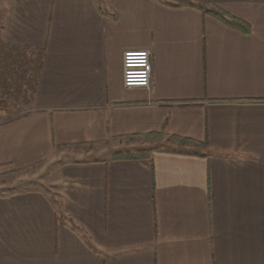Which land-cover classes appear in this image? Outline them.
Returning a JSON list of instances; mask_svg holds the SVG:
<instances>
[{
  "label": "crops",
  "instance_id": "crops-1",
  "mask_svg": "<svg viewBox=\"0 0 264 264\" xmlns=\"http://www.w3.org/2000/svg\"><path fill=\"white\" fill-rule=\"evenodd\" d=\"M100 1L0 10L1 41L43 52L0 120V175L50 163L59 184L0 195V264H264V0ZM126 51H149L148 88L123 87Z\"/></svg>",
  "mask_w": 264,
  "mask_h": 264
},
{
  "label": "trees",
  "instance_id": "trees-1",
  "mask_svg": "<svg viewBox=\"0 0 264 264\" xmlns=\"http://www.w3.org/2000/svg\"><path fill=\"white\" fill-rule=\"evenodd\" d=\"M189 4L192 5L191 3ZM200 8L204 13L211 15L217 21L221 22L222 24L228 27H231L243 33H247L249 31L248 24H246L241 19L229 15L227 12L217 7H210V8L200 7ZM42 56H43V52L41 50L31 51L26 48L22 49L15 45L6 44L0 40V98L1 99L10 98L14 100L17 98L18 95L23 94L26 103H32L36 94V87H37L38 76L41 68ZM16 117H18V115H16L13 119H16ZM152 136L155 138V135H151V134L141 137H129V138L145 140L151 138ZM168 141H171L175 146L181 149L182 148L193 149L192 152H194L195 154L197 153L198 149L200 148L202 149L203 147H205V145L202 143H198L196 141L187 138H181L176 136H169ZM85 147L89 148L90 146L85 145ZM146 153L147 151L117 152L111 157V159L112 160L140 159L143 157H148ZM39 165H41V163L34 165L31 168L11 171L4 175H0V184L11 182L15 180L17 177L29 171L34 170Z\"/></svg>",
  "mask_w": 264,
  "mask_h": 264
},
{
  "label": "rangeland",
  "instance_id": "rangeland-1",
  "mask_svg": "<svg viewBox=\"0 0 264 264\" xmlns=\"http://www.w3.org/2000/svg\"><path fill=\"white\" fill-rule=\"evenodd\" d=\"M169 2H175V0H168ZM99 4L101 1L98 0ZM4 8V0H0V10ZM1 19V18H0ZM4 99V100H3ZM24 100L25 98L23 94L17 96L16 99L10 98H0L1 101H5L7 104L5 107H12L17 108L16 101ZM9 102V104H8ZM22 106H19L18 110L7 111L6 109H0V120L6 119L13 115H23V112L26 108L23 107L22 111H19ZM161 146H166V142L164 139L159 140L154 144V148H160ZM58 173L56 166L48 163L44 165L37 166L34 170L25 173L22 176L17 177L13 182L5 183L3 186L0 187V195L8 194L16 191L21 190H39L43 192L47 197L53 200L55 197L57 198L59 194V186H58Z\"/></svg>",
  "mask_w": 264,
  "mask_h": 264
},
{
  "label": "built area",
  "instance_id": "built-area-1",
  "mask_svg": "<svg viewBox=\"0 0 264 264\" xmlns=\"http://www.w3.org/2000/svg\"><path fill=\"white\" fill-rule=\"evenodd\" d=\"M151 72L149 51H126L123 53L122 84L124 88H148Z\"/></svg>",
  "mask_w": 264,
  "mask_h": 264
}]
</instances>
